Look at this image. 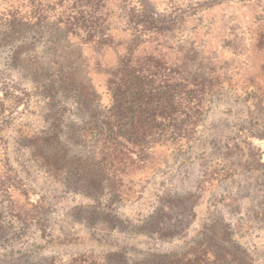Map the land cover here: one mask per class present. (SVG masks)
Here are the masks:
<instances>
[{"label":"rangeland","instance_id":"obj_1","mask_svg":"<svg viewBox=\"0 0 264 264\" xmlns=\"http://www.w3.org/2000/svg\"><path fill=\"white\" fill-rule=\"evenodd\" d=\"M147 3L163 22L144 53L220 75L179 149L96 141V109L71 85L108 103L115 52L81 21L107 14L112 42L127 41L129 21L147 20L139 0H0V264L113 251L128 264H264V0Z\"/></svg>","mask_w":264,"mask_h":264},{"label":"trees","instance_id":"obj_2","mask_svg":"<svg viewBox=\"0 0 264 264\" xmlns=\"http://www.w3.org/2000/svg\"><path fill=\"white\" fill-rule=\"evenodd\" d=\"M139 1L144 5L142 10L147 20L143 21L141 29H138L141 19L129 21L132 31L127 41L112 42L110 27L105 26L107 14L99 17L94 22L95 26L81 21V29H88V35L99 45L96 46L102 49L110 47L115 52V58L105 72L104 92L109 95L108 103L102 105V94L91 83L82 81L71 85L79 93L78 100L83 106L90 105L96 109L93 113L96 141L112 143L110 148L116 150L121 145L117 142L119 139L132 141L139 147L144 138L158 136L163 146L183 148L207 112L209 96L219 86L217 79L220 75L214 74V69L197 68L183 72L181 65L166 71L152 54L144 53L145 43L153 40L158 30L156 25L163 20L147 0ZM145 34L149 36L145 38ZM93 190L102 193L99 187H93ZM43 264H128V260L122 251H113L101 257L83 253L67 261L47 257Z\"/></svg>","mask_w":264,"mask_h":264}]
</instances>
